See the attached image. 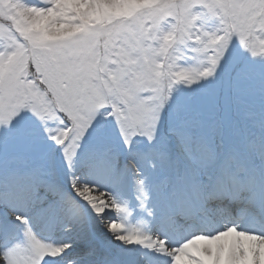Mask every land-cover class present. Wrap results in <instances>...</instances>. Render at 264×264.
I'll list each match as a JSON object with an SVG mask.
<instances>
[{"label":"snow or ice","instance_id":"obj_1","mask_svg":"<svg viewBox=\"0 0 264 264\" xmlns=\"http://www.w3.org/2000/svg\"><path fill=\"white\" fill-rule=\"evenodd\" d=\"M264 259V0H0V264Z\"/></svg>","mask_w":264,"mask_h":264},{"label":"bare ground","instance_id":"obj_2","mask_svg":"<svg viewBox=\"0 0 264 264\" xmlns=\"http://www.w3.org/2000/svg\"><path fill=\"white\" fill-rule=\"evenodd\" d=\"M251 264H264V259L260 260V261H253L251 262Z\"/></svg>","mask_w":264,"mask_h":264},{"label":"rangeland","instance_id":"obj_3","mask_svg":"<svg viewBox=\"0 0 264 264\" xmlns=\"http://www.w3.org/2000/svg\"><path fill=\"white\" fill-rule=\"evenodd\" d=\"M133 2H144V3H147L148 0H133Z\"/></svg>","mask_w":264,"mask_h":264}]
</instances>
